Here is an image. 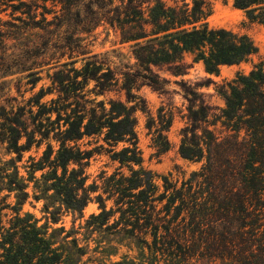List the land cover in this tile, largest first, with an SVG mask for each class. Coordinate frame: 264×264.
I'll return each instance as SVG.
<instances>
[{"label": "trees", "instance_id": "16d2710c", "mask_svg": "<svg viewBox=\"0 0 264 264\" xmlns=\"http://www.w3.org/2000/svg\"><path fill=\"white\" fill-rule=\"evenodd\" d=\"M14 2V11L32 23L0 29V144L8 155L16 154L0 166V264H87V239L77 238L81 227L67 232L62 218L82 219L91 202L100 213L86 220V236L121 238L155 262L264 264V63L218 87L222 108L206 103L193 88L185 90L186 125L178 153L200 165L187 179L163 177L160 189L142 166L136 131L137 112L147 114L150 131L156 122L137 94L140 87L163 93L168 84L154 67L182 75L189 56L218 76L221 67L256 55L251 40L210 28L204 0H173V5L162 0H0V9ZM232 3L250 22L264 26V0ZM39 9L41 20L35 22ZM101 24L117 29L121 43H132V65L118 68L108 56L87 51L84 35ZM9 41L16 52L8 54ZM66 56L68 61L61 62ZM43 66L54 70L47 75L51 86L25 101L16 85L22 101L14 106L12 81L6 80L12 69L21 67L32 92ZM110 93H124L125 100L96 101ZM50 95L55 98L44 101ZM157 122L155 143L166 151L172 116L161 108ZM84 140L83 146L93 148L83 149ZM43 145L38 159L29 156L22 175L16 162ZM101 155L118 167L110 175L100 173L101 186L88 185L86 169ZM11 197L14 204L8 202ZM30 198L43 202L44 227L22 212ZM48 220L62 226L51 228Z\"/></svg>", "mask_w": 264, "mask_h": 264}, {"label": "rangeland", "instance_id": "374dc122", "mask_svg": "<svg viewBox=\"0 0 264 264\" xmlns=\"http://www.w3.org/2000/svg\"><path fill=\"white\" fill-rule=\"evenodd\" d=\"M168 5H173V0H162ZM209 10V15L206 19L208 26L212 29H225L238 36L248 37L254 46L257 48L256 55L252 56L247 62L238 66H223L220 68L218 76L210 75L205 72L202 63H194L191 57L185 58L187 69L182 75H174L166 67L153 68L160 79H165L168 84L165 86V92L155 91L153 88L142 85L137 92L139 96L145 101L147 109L153 119L156 120L155 127L151 131L147 128L149 117L147 114L137 112V136H138V147L141 151L143 164L142 166L151 171L154 174L155 184L161 189L162 178L167 177L171 181L181 182L183 179H187L189 175L197 171L200 167L199 164L190 163L183 160L178 153L179 144L181 140V130L186 125V106L185 90L188 88L195 89L198 93L203 94L206 103L213 107H223V101L217 94L218 87L230 82L235 79L238 73L248 74L253 66L264 63V26L258 23L250 22L245 13L241 10L236 9L233 6L232 0H204ZM13 4V5H11ZM17 2L10 3L8 7H1L0 9V29L5 30L6 25L14 24L19 27H24L21 24L25 21V24H31L32 21L28 19L26 15H21L19 11H14V6ZM49 6V5H48ZM42 9H39L35 22L41 20L39 13ZM14 13V14H13ZM47 20L52 19V15H45ZM9 29V27H7ZM86 38L87 51L91 54H97L100 56H108L115 66L122 67L124 64L132 65L134 59L132 58V43H121L120 33L117 29H112L106 24H101L97 28L93 29L90 34L84 35ZM9 47L7 48L8 54L16 52L17 50L12 47L13 41L8 42ZM80 58V57H79ZM68 61L67 56L61 60V62ZM23 63V61H22ZM82 62L79 60L74 67L80 68ZM28 65H26L27 68ZM50 66H43L41 71L38 73V77L41 80L36 84L35 89L30 92L31 86L26 84L29 79H25L26 73L21 71V67H15L12 69L6 80H11V93L9 97L17 98L16 105L22 101L20 94L17 93L16 85H20V93H24V99L27 100L33 94L37 93L41 88L46 89L51 86V81L47 75L51 76L54 72L53 69H49ZM39 71L40 69H36ZM19 84L17 81H20ZM207 81H210L208 84ZM93 87V83H90L89 89ZM55 98L54 95L47 96L44 101ZM93 99V95H90ZM119 99L125 100L124 93L117 95L110 93L106 97H98L96 101L106 99ZM164 109V113L172 116V123L169 130L165 133L169 147L166 151H162L155 143L154 130L157 125L158 111ZM24 141H22L23 143ZM87 143V140L80 142L83 149H91L92 146H83ZM120 148V147H119ZM45 149V145L41 147L38 152L33 149L30 152L24 153L23 158L20 162H16V166L22 175H25L28 166L29 156L38 159ZM10 159H16V154H7L5 151V145L0 144V166L2 163L9 161ZM118 167V164H112L109 158L105 155L94 156L86 169V174L89 176L87 184L90 185L96 182L97 185L101 186V182L98 176L101 172L105 171L107 175H110ZM126 172V170H124ZM40 173H37L38 177ZM101 192V191H100ZM4 194V193H3ZM2 194V195H3ZM96 196V195H95ZM8 202L14 204L15 200L11 197ZM31 203V204H30ZM43 202H35L32 198L23 206L22 212L28 213L38 220V226L44 227L47 223L46 215L42 212ZM112 206V203H108V208ZM10 214V211H6ZM100 213L98 204L91 202L83 212V218L78 219L73 223L72 216L68 215L62 218V225L66 231L69 232L72 228L79 230L77 238L79 240L87 239L89 246V253L83 258V262L87 264H111L122 260H134L138 264H164L162 262H155L154 257H150L148 252L145 250L143 259L141 258V252L135 248V246H129L128 242L121 238H115L112 236L99 235L94 232L91 236L85 235V222L90 215H97ZM77 219V218H76ZM48 226L51 228H59L62 225H52L48 220ZM51 230L48 232L50 233ZM104 239V240H103ZM111 241V242H109ZM209 264V262H205ZM212 264H232V262L226 261H215Z\"/></svg>", "mask_w": 264, "mask_h": 264}]
</instances>
